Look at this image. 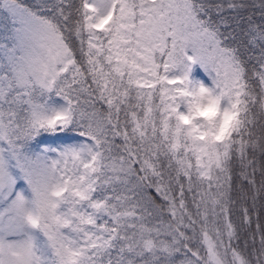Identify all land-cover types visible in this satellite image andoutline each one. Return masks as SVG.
<instances>
[{
	"label": "snow or ice",
	"instance_id": "6c2138e0",
	"mask_svg": "<svg viewBox=\"0 0 264 264\" xmlns=\"http://www.w3.org/2000/svg\"><path fill=\"white\" fill-rule=\"evenodd\" d=\"M0 264H264V0H0Z\"/></svg>",
	"mask_w": 264,
	"mask_h": 264
}]
</instances>
